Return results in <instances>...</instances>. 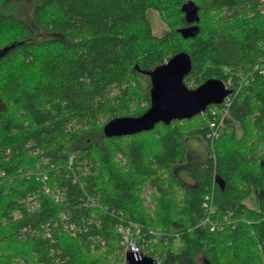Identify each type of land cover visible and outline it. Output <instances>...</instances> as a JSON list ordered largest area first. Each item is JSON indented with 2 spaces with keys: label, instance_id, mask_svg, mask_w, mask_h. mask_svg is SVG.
I'll use <instances>...</instances> for the list:
<instances>
[{
  "label": "trees",
  "instance_id": "obj_1",
  "mask_svg": "<svg viewBox=\"0 0 264 264\" xmlns=\"http://www.w3.org/2000/svg\"><path fill=\"white\" fill-rule=\"evenodd\" d=\"M15 1L25 0H0V264H127L114 228L123 220L160 231L148 246L160 264H197L199 256L206 264H262L261 0H26L34 27L11 13ZM148 10L164 34L152 33ZM187 25L196 32L183 39L177 29ZM178 53L190 59L188 88L225 80L224 65L247 79L232 81L213 156L207 108L107 137L106 122L147 110L149 72ZM190 138L206 145L207 158L185 166L187 182L175 171L186 163ZM147 187L153 207L144 204ZM211 191L215 218L231 214V225L216 233L201 224ZM89 197L106 211L87 205Z\"/></svg>",
  "mask_w": 264,
  "mask_h": 264
},
{
  "label": "water",
  "instance_id": "obj_2",
  "mask_svg": "<svg viewBox=\"0 0 264 264\" xmlns=\"http://www.w3.org/2000/svg\"><path fill=\"white\" fill-rule=\"evenodd\" d=\"M195 12V11H194ZM188 16V14H186ZM192 18L187 20L188 24ZM183 39L193 37L196 27L187 25L177 29ZM190 70V59L185 53H178L165 63L149 72L151 88L150 104L145 112L136 117H117L103 126L107 137L132 135L151 130L156 124H169L173 120H185L201 114L208 106L220 104L230 94L220 79L210 78L195 88H188L184 77ZM127 264H156L147 255L124 254Z\"/></svg>",
  "mask_w": 264,
  "mask_h": 264
},
{
  "label": "built area",
  "instance_id": "obj_3",
  "mask_svg": "<svg viewBox=\"0 0 264 264\" xmlns=\"http://www.w3.org/2000/svg\"><path fill=\"white\" fill-rule=\"evenodd\" d=\"M261 3L264 4V0H261ZM260 12L264 13V5L263 7L260 8ZM237 76H239L241 79L238 85H240L241 83L246 84L247 79L246 77L242 75V73L237 74ZM232 81H233L232 77L222 80V82L224 83L225 89L230 90V94H228L223 99V101L220 103L222 105L220 111L218 112V110L215 107H209V108L207 107L206 109L210 117L208 118V116L205 115V123L207 127L205 137H206V141L208 142V147L210 150L213 146L215 139L218 138L220 126L223 124L224 118L227 114L231 90L236 89V88L231 87ZM188 86L193 87L195 86V84L193 81H190L188 83ZM204 113L205 111L202 112V114ZM217 114H219L218 117H216ZM211 116L213 117L212 119H211ZM68 162L69 164L71 163V158H69ZM45 179L46 177L43 176L42 181L44 182ZM43 190L45 193L47 194L49 193V189L45 185L43 186ZM55 198L58 199V195H55ZM149 199H150V196H149ZM87 202L89 203L87 205L97 206L95 201L91 198H87ZM33 203H34L33 208H35L37 206V203L36 202H33ZM201 207L203 208V211H204V218L202 219L201 224L207 226L210 232H214V233L221 232L223 229L231 225V220H230L231 214L230 213L223 215L221 218H215L216 205L214 204V192L213 191H211L210 193L204 196ZM102 211H106V208L105 210H102ZM62 219H65L64 215H62ZM63 227L70 231L73 230V226L69 225L68 223H64ZM114 228H115V232L121 237L120 244H121V249L123 252L124 261H125L124 254L128 251L134 254L135 256H138L139 254H144V255L149 256L148 254L149 244H151V242L153 243L156 242L157 237L160 235L159 230L148 229L147 231H144L140 224L134 223L130 220H124V221L115 223ZM263 248H264V243L263 242L258 243V251L260 253L262 264H264V249ZM150 257H152L155 260L156 264H160V259L158 256H150Z\"/></svg>",
  "mask_w": 264,
  "mask_h": 264
},
{
  "label": "rangeland",
  "instance_id": "obj_4",
  "mask_svg": "<svg viewBox=\"0 0 264 264\" xmlns=\"http://www.w3.org/2000/svg\"><path fill=\"white\" fill-rule=\"evenodd\" d=\"M11 5H12V11H11L12 14H14L19 20H21L27 26L34 27L33 17H32L33 4L31 6L30 2H27L25 0V1H20V2L15 1V3L12 2ZM146 18H147V20H148V22L152 28V33L154 35H162L166 32L167 28H166L165 24L163 23V21L160 19L159 15L154 10H148L146 12ZM221 70H222V73L227 76V78L232 77L233 79H240V77L237 76V74L242 73L240 71L235 73L236 71L232 70L231 67L225 66V65L221 67ZM242 75H243V73H242ZM187 145H188V151H187V155H186V157H187L186 163L183 165H180V166H176V171H175L176 175L181 179H184V177L187 175V173L185 172V166L187 164H189V163L194 164V163L203 161L207 158L206 145L202 141H200L196 138H190L187 140ZM198 145L200 146L201 151L196 153L197 149L199 148ZM216 179L218 180L217 176H216ZM153 191L154 190L152 188L147 187L142 194V197L144 199V204L148 207H153V205L151 203V198L149 199L150 193ZM57 193H59V192H57ZM60 197H61V195H60ZM33 206H34V203L32 205H30V208H33ZM64 233L68 234L70 236H73V233L70 230L64 229ZM120 242H121V237L119 240V246L121 247ZM258 243H260V242H257V244H256L257 250H258ZM102 249H103V246H102ZM258 254L260 255L259 251H258ZM121 258L123 259V252H122ZM197 264H206V262L204 261V259L201 256H199L197 258Z\"/></svg>",
  "mask_w": 264,
  "mask_h": 264
},
{
  "label": "bare ground",
  "instance_id": "obj_5",
  "mask_svg": "<svg viewBox=\"0 0 264 264\" xmlns=\"http://www.w3.org/2000/svg\"><path fill=\"white\" fill-rule=\"evenodd\" d=\"M261 7H263V5H260V8H261ZM263 52H264V50H263ZM256 68H257V66L254 67V69H256ZM254 69H253V70H254ZM231 87L235 88V86H234L233 83H231ZM216 105H217V104H216ZM215 140H216V139H215ZM214 142H215V141H214ZM212 149H213V146H212V148H211V150H210V153H211V155L213 156V150H212ZM55 195H58V199H56V198L54 197L55 201H58V200L60 199V193H56ZM55 195H54V196H55ZM89 198H90V197H89ZM91 199H92V198H91ZM93 200H94L95 203L97 204V207H100L99 204H98V201H97L96 199H93ZM86 202H87V201H86ZM100 208H101L102 210H105L106 207H100ZM106 209H107V208H106ZM62 215H64V214H62ZM62 215H61V218H62ZM123 221H124V220H123Z\"/></svg>",
  "mask_w": 264,
  "mask_h": 264
},
{
  "label": "crops",
  "instance_id": "obj_6",
  "mask_svg": "<svg viewBox=\"0 0 264 264\" xmlns=\"http://www.w3.org/2000/svg\"><path fill=\"white\" fill-rule=\"evenodd\" d=\"M198 147H199V148L197 149L196 153L201 151V148H200L199 145H198ZM190 150H191V149H190ZM183 180H185V181H187V182H192V180H191V179L189 178V176H187V175L184 177Z\"/></svg>",
  "mask_w": 264,
  "mask_h": 264
}]
</instances>
